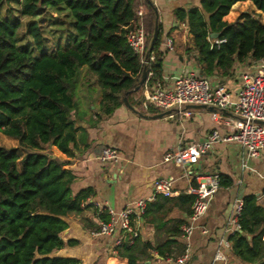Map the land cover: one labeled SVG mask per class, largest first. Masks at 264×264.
Masks as SVG:
<instances>
[{
    "label": "trees",
    "instance_id": "obj_1",
    "mask_svg": "<svg viewBox=\"0 0 264 264\" xmlns=\"http://www.w3.org/2000/svg\"><path fill=\"white\" fill-rule=\"evenodd\" d=\"M240 1L245 0H198L197 5L172 9L173 18L185 22L192 35L201 76H224L235 63L264 59V0H249L257 12H241L232 22L223 20ZM140 5L145 15L137 14ZM141 25L147 39L145 57L154 56L149 67L127 43L128 33ZM155 26L157 34L149 48ZM164 34L152 0L141 4L138 0H0V133L29 149L20 157L16 147L0 145V264L82 263L79 256L56 253L79 244L63 237L68 220L93 230L98 226L94 219L108 221V209L94 204L92 187L74 192L75 175L45 148L55 146L72 155L78 91L100 93L95 114L102 117L123 105L125 96L134 104L133 89L145 66L152 72L149 84L161 80L167 52L162 47ZM48 42L57 47L48 48ZM192 199L180 195L175 200L189 205ZM186 211L190 213L189 208ZM239 224L240 231L229 236L233 255L264 264V207L255 195L242 197ZM137 241L115 247L108 256L126 258L128 264H159L175 244L168 239L164 249L155 248L154 257L138 254ZM147 248L153 247L146 243L143 249Z\"/></svg>",
    "mask_w": 264,
    "mask_h": 264
},
{
    "label": "crops",
    "instance_id": "obj_2",
    "mask_svg": "<svg viewBox=\"0 0 264 264\" xmlns=\"http://www.w3.org/2000/svg\"><path fill=\"white\" fill-rule=\"evenodd\" d=\"M152 2L157 8L159 22L163 26L164 23L168 24L162 39V47L167 51L162 61V79L172 78L169 72L184 65L191 68L190 74L200 75L195 63L192 35L185 22H178L172 16L174 7L197 5L198 0ZM241 2L244 1L237 3ZM237 3L223 20H235L238 16L234 10ZM139 7L145 9L141 5ZM168 37L173 40L171 49L164 46ZM259 63H235L226 75L215 74L208 78L212 83L223 84L231 99L235 100L242 84V75L254 73ZM96 93L92 101L79 104L78 117L74 119L77 128L76 148L72 155L62 153L55 146L49 148L51 155L65 162V169L75 175L74 192L92 187L95 191L92 200L94 204L114 212H119L137 200L151 197L146 204L149 206L146 220L142 215L138 218L140 235L136 245L140 248L138 254H153L156 257L155 248L164 249L168 239L175 240L173 250L159 264H178L175 260L185 253L186 247L188 252L183 264H251L234 256L230 244L228 248L219 244L224 239L229 241L232 235L228 219L233 213L236 199L253 194L257 203L264 207V149L257 158H251L235 141L223 140L232 131L235 118L233 113L219 112V126L212 117L213 111L208 107H185L172 111L170 117L161 110L144 108L141 89L134 91L132 96L134 110L123 104L111 115L99 117L95 112L98 111L100 93ZM91 102L94 105L89 109ZM161 113V117H155ZM214 129H218V140L194 167L176 166L172 162L163 161L166 152L177 150L190 142L205 140ZM106 146L118 152L120 157L117 162H101L98 159L101 149ZM215 172L220 175L222 187L213 195L206 213L196 221V227L187 242L181 236L180 227L187 220L189 212L186 209L191 208L192 201L189 205L178 204L175 199L180 195H191L189 190L196 184L198 175ZM163 178L172 181L174 193L170 197L154 193V182ZM94 221L97 225L100 222L97 219ZM176 226H179V233L174 232ZM90 231L80 222L68 220V228L63 237L77 239L79 244L65 247L56 253L79 256L81 264H110V260H115V264H128L126 258L108 256L112 252L111 237H93ZM146 243H150L153 248L144 250L143 245ZM217 252L223 255V260H213Z\"/></svg>",
    "mask_w": 264,
    "mask_h": 264
},
{
    "label": "built area",
    "instance_id": "obj_3",
    "mask_svg": "<svg viewBox=\"0 0 264 264\" xmlns=\"http://www.w3.org/2000/svg\"><path fill=\"white\" fill-rule=\"evenodd\" d=\"M137 14L141 16L142 10H138ZM146 42V33L142 25L128 33V46L139 56L140 61L149 67L154 56L145 57ZM172 45L173 40L169 37L166 38L164 41L165 48L171 49ZM151 75L152 72H149L148 68V78L146 77L142 85V105L144 108L158 109L167 112L168 116L172 117V111L182 110L187 105H205L215 109L212 112V117L218 126L221 124L219 112L229 111L233 113L235 118L232 122L231 133L223 140L238 143L246 151L248 157L257 158L260 155L264 149V125L258 123V121H264V59L260 60L254 73L242 75V84L235 100L231 99L223 84L212 83L205 76L188 74L175 79L165 77L149 84L148 79ZM218 137V129H214L205 140L190 142L177 150L166 152L163 155V161L184 167L196 164L201 157L206 155ZM119 157L118 152L108 146L103 147L98 155L101 162H117ZM196 178V184L189 190L193 196L190 213L186 222L180 227L181 236L187 242L196 227V221L206 213L213 195L222 187L220 175L217 172L200 174ZM153 188L156 195L170 197L174 193L170 179L156 180ZM151 199L150 197L137 200L119 212L108 209V221H100L97 228L90 231V235L93 237H111L112 251H115V247L123 243L132 245L140 235L137 227L138 218L144 213L146 204ZM233 205V213L228 219L231 234L240 231L239 215L242 199H236ZM261 240L264 241V231ZM219 244L228 248L230 242L224 239ZM187 252L188 247L175 262L183 264ZM213 260H223V255L217 252Z\"/></svg>",
    "mask_w": 264,
    "mask_h": 264
},
{
    "label": "rangeland",
    "instance_id": "obj_4",
    "mask_svg": "<svg viewBox=\"0 0 264 264\" xmlns=\"http://www.w3.org/2000/svg\"><path fill=\"white\" fill-rule=\"evenodd\" d=\"M138 1H139L140 4L142 3V0H138ZM253 8H254L253 5L249 1L241 2L234 9L235 10V15H238L242 11H252ZM137 10H142L143 15L146 14V9H143L141 7H138ZM52 15L54 16V13ZM164 24L165 25L163 27L166 30L168 24H166V23H164ZM143 26L145 27L144 23H143ZM48 33H49V31H48ZM47 35L49 37V40L50 39L51 40L54 39V37H52L50 34H47ZM52 43L53 42H50V43L48 42V44H47L48 48H50L51 46H53L54 48L57 47L56 44H52ZM61 44L62 43H59V45H61ZM190 73H191V68L188 65L181 66L177 70H173V71H170L169 72V74H171V76H172V79H175V78H177L179 76H182V75H188ZM96 94H97L96 91L88 92V91L81 90V91H78L75 94V99H76V101L80 102V104L83 105L86 102H89L90 100L92 101V98L95 97ZM0 145L1 146H4V147H8V148L16 147L18 149L19 156H22L24 153H26L27 151H29V149L20 147L18 145L17 141L14 138L5 136L2 133H0ZM45 151H48L49 152V148H45Z\"/></svg>",
    "mask_w": 264,
    "mask_h": 264
},
{
    "label": "water",
    "instance_id": "obj_5",
    "mask_svg": "<svg viewBox=\"0 0 264 264\" xmlns=\"http://www.w3.org/2000/svg\"><path fill=\"white\" fill-rule=\"evenodd\" d=\"M156 34H157V26H155V28H154V32H153V34H152V37H151V40H150V43H149V48L152 47V45H153V43H154V40H155V37H156ZM211 36H215V35L212 34ZM147 74H148V68L145 66V67L143 68V72H142V74H141V77H140L139 83H138V85L133 89V91H137L138 89L141 88V86L143 85V83H144L145 80H146ZM127 94H129V92H128ZM123 103H124V105H125L126 107H128L129 109L134 110L133 106L130 105V104L128 103V101H127V97H126V96L123 98ZM186 107H189V108H195V107H197V108H206L207 106H205V105H187ZM208 108H210V110H212V111L215 110L213 107H208ZM164 113H167V112H164ZM162 115H163V113L158 114V115H155V117H161ZM258 123L264 125V121H258ZM194 166H195V164H192V165H189L188 167H194Z\"/></svg>",
    "mask_w": 264,
    "mask_h": 264
}]
</instances>
